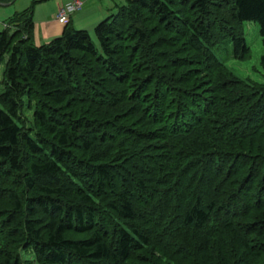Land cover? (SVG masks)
<instances>
[{
    "label": "trees",
    "instance_id": "obj_1",
    "mask_svg": "<svg viewBox=\"0 0 264 264\" xmlns=\"http://www.w3.org/2000/svg\"><path fill=\"white\" fill-rule=\"evenodd\" d=\"M35 1L0 30V264H264V0H126L41 44ZM244 21L262 82L215 54L248 57Z\"/></svg>",
    "mask_w": 264,
    "mask_h": 264
},
{
    "label": "crops",
    "instance_id": "obj_2",
    "mask_svg": "<svg viewBox=\"0 0 264 264\" xmlns=\"http://www.w3.org/2000/svg\"><path fill=\"white\" fill-rule=\"evenodd\" d=\"M28 0H0V28L13 13L28 7ZM69 0H36L32 5V40L35 44L47 42L61 33L64 24L54 18L56 10ZM126 0H81L78 11L70 14L68 23L73 28L90 32L98 21L115 11ZM30 5V4H29Z\"/></svg>",
    "mask_w": 264,
    "mask_h": 264
},
{
    "label": "rangeland",
    "instance_id": "obj_3",
    "mask_svg": "<svg viewBox=\"0 0 264 264\" xmlns=\"http://www.w3.org/2000/svg\"><path fill=\"white\" fill-rule=\"evenodd\" d=\"M26 3H28L27 5L29 6L30 0H28ZM31 12H32V7H31ZM94 25L91 27L90 33L92 32ZM242 25H243L245 43L249 48L248 57L246 59H237L233 57L231 55L230 43H228L226 46L223 44L219 45L215 49V54L224 63V65L238 77L246 76L253 80L262 82L263 76L258 66V60L263 50L260 41V36L258 35V27L256 24H254L251 21H244ZM1 29L2 27L0 28V30ZM74 29H82V28H74ZM1 66L2 65L0 64V73L2 69ZM30 113L31 112L29 110H25L23 115L27 120L31 121Z\"/></svg>",
    "mask_w": 264,
    "mask_h": 264
},
{
    "label": "built area",
    "instance_id": "obj_4",
    "mask_svg": "<svg viewBox=\"0 0 264 264\" xmlns=\"http://www.w3.org/2000/svg\"><path fill=\"white\" fill-rule=\"evenodd\" d=\"M81 7V0H69L62 4L55 12L54 18L57 22L65 24L70 14L78 11Z\"/></svg>",
    "mask_w": 264,
    "mask_h": 264
}]
</instances>
